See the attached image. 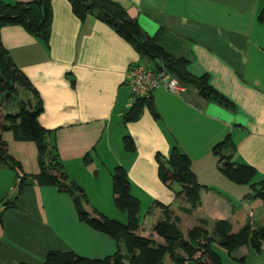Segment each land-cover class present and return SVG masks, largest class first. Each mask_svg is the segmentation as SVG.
<instances>
[{
  "label": "crops",
  "instance_id": "1",
  "mask_svg": "<svg viewBox=\"0 0 264 264\" xmlns=\"http://www.w3.org/2000/svg\"><path fill=\"white\" fill-rule=\"evenodd\" d=\"M110 1L120 5L145 35L156 38L166 54L186 59L189 74L198 79L207 76L208 85L232 109L184 86L181 93L158 89L151 94L158 120L144 109L138 120L127 121L128 70L137 65L153 69L154 64L141 59L107 25L92 17L79 21L67 0H52L48 47L19 26L2 28L3 47L42 101L39 124L53 132L50 138L68 180L81 187L88 199L85 210L101 212V195H108L101 188V175L111 183L113 169L122 165L118 158L122 153L114 147L129 134L135 151L126 152L128 159L121 167L127 171L131 194L140 206L147 200L148 214L154 219L143 218L138 236L147 226L142 237L163 242L152 233V226L164 220L163 209L155 203L168 207L178 226L186 224L184 236L199 220L206 222L208 231L218 220L228 221L233 233L246 222L264 226V213L256 219L250 207L262 205L264 212L263 203L245 199L251 188L225 178L212 155V148L228 135L235 146L234 162L257 171L254 183L264 180V25L257 20L261 0ZM22 143L30 142L16 144ZM26 146L16 148L23 159ZM174 146L190 159L191 171L204 187L200 205L190 215L180 211L188 206L176 200L157 176L155 155L167 157ZM6 149L25 174L38 173L37 164L26 171L22 159ZM28 154L36 158V147ZM15 174L0 168V264H43L49 251L103 259L118 250L113 239L80 222L72 197L54 186L29 182L15 204L8 206L7 201L17 195L11 192ZM232 186H238L237 193ZM231 199L243 201L236 207ZM115 218L127 221L123 213ZM262 254L264 250L256 253L242 246L226 257L232 264H262ZM165 263L171 264L168 259Z\"/></svg>",
  "mask_w": 264,
  "mask_h": 264
},
{
  "label": "trees",
  "instance_id": "2",
  "mask_svg": "<svg viewBox=\"0 0 264 264\" xmlns=\"http://www.w3.org/2000/svg\"><path fill=\"white\" fill-rule=\"evenodd\" d=\"M72 14L84 21L87 17L107 25L115 34L125 41L141 58L154 64L153 69L163 67L172 74L182 86L194 87L200 96L210 100V96L222 100L223 106L232 109L231 104L219 96L207 82V76L195 78L187 71L188 61L175 59L166 54L156 43L141 31L135 21L129 19L125 10L110 0H67ZM257 20L264 25V0ZM53 22L52 0L0 2V33L9 26H19L28 35L49 46ZM208 93V95H206ZM23 98V99H22ZM216 102V101H215ZM4 106L8 113L0 121V168L6 167L16 172L18 181L17 195L8 206L14 205L20 189L35 181L39 186H54L59 192L72 197L77 219L92 230L107 235L115 241L118 250L103 259H89L76 253L49 251L43 264H224L215 248H221L228 256L242 246H249L254 252L264 250V226L254 227L246 222L237 232L231 231V224L226 220H218L211 231L207 230L204 220L188 230L186 236L178 227V218L173 217L168 207L158 203L163 209L164 220L152 226V233L163 242L138 236L140 221V202L130 192L127 171L117 166L111 173V188L115 208L126 215V224L106 217L92 209L85 210L88 199L83 189L69 181L64 171L54 142L48 143L52 131L46 130L38 122L43 111L42 101L30 80L14 63L10 53L3 47L0 37V110ZM147 109L154 120L158 114L149 98H136L127 113L131 121L138 120L143 110ZM10 132L16 142L33 143L37 150L38 173L27 175L21 164L8 154L2 140V133ZM123 149L135 151L133 140L129 134L122 138ZM235 146L226 136L212 148L219 172L232 183L249 186L251 193L245 199L260 200L264 205V180L254 183L257 171L246 164L234 162ZM86 160V159H85ZM157 176L161 183L174 192L175 199H182L188 207H180V211L190 215L200 205V192L204 189L191 171L190 159L176 146L171 147L167 157L157 153ZM7 206V207H8ZM124 245V252L120 250Z\"/></svg>",
  "mask_w": 264,
  "mask_h": 264
},
{
  "label": "rangeland",
  "instance_id": "3",
  "mask_svg": "<svg viewBox=\"0 0 264 264\" xmlns=\"http://www.w3.org/2000/svg\"><path fill=\"white\" fill-rule=\"evenodd\" d=\"M1 2H4V3H13V2H15V1H13V2H8L7 0H2ZM23 99V98H22ZM8 113V110L7 109H5L4 108V106L1 108V110H0V121H2L3 120V118H4V116L6 115ZM123 131V130H122ZM3 134V136H2V140H3V142H4V144L6 145V147H8V149H9V152L11 153V154H13L14 156H17V157H19V156H21V155H18L17 154V149L16 148H20V147H24V145H26L27 144V146L25 147L26 149L24 150V152L26 153V156L24 157L25 159H23V157H19L20 159H22V162H23V164H24V168H25V170L27 171L28 169L30 170V169H35L36 168V161H37V157L35 158V157H32V156H30L28 153H29V150L31 151H33V149L35 150V145L33 144V143H22V144H20V145H18V144H16L17 142H15L14 141V139H12V134L10 133V132H4V133H2ZM116 134H117V132H116ZM125 134V133H124ZM123 134V135H124ZM12 136V137H11ZM47 142L48 143H51L52 141H51V138H47ZM114 149H115V151H119L120 150V152L122 153V155L120 154L119 156H118V158L120 159V161L122 162V165H124V164H126V162H127V159H128V153H126V151L123 149V143L121 144V145H116L115 147H114ZM21 151H22V149H21ZM9 154V153H8ZM116 154H119V153H117L116 152ZM10 155V154H9ZM119 161V162H120ZM122 165H120V166H122ZM22 170H23V168H22ZM103 175H105V174H103ZM90 181V180H89ZM254 182V181H253ZM105 188L108 192H106V193H108V195H107V197L104 195V196H102L101 195V213L102 214H104L106 217H108V218H110V219H115V220H118V219H116L115 217H120V216H122V213L120 212V211H118L116 208H115V206L113 205V203H112V193H111V183H110V178H108L106 175L103 177L102 175H101V188ZM232 187H234V186H232ZM238 187V186H237ZM237 187L235 186L233 189V192H235V193H237ZM248 187V186H247ZM167 189H168V187H166ZM110 191V192H109ZM250 193H251V190H250ZM232 200V203L234 204V206H236V207H239V205H240V201L242 200H238V201H234L233 199H231ZM243 201V200H242ZM146 202H147V200L146 199H143V201H141V206H140V212H139V216H140V218H141V222H142V220H143V218L144 217H146L147 218V222H149L150 220H154L153 218H152V216H150L149 214H148V209H149V205H147L146 204ZM248 203H250V202H248ZM151 204V203H150ZM250 207H252L253 208V212H254V215H255V218L257 219L259 216H261L264 212H263V206L261 205L260 207L259 206H250ZM124 215V217H125V220H127V218H126V215L125 214H123ZM155 215H157V214H155ZM152 218V219H151ZM121 219H119L118 221L119 222H121L120 221ZM146 222V223H147ZM123 224H126V221H125V223H123ZM186 224L185 223H182L180 226H178L179 227V229L184 233L185 232V229H186ZM145 229H146V231H142L143 233V235L142 236H146L147 235V232H148V230H147V226L145 227ZM216 249V251L220 254V256H221V258H222V260H223V262L225 263V264H232L231 262H229L228 260H227V254L223 251V250H221L220 248H215ZM120 250L122 251V252H124V250H125V248H124V245L123 244H120ZM260 259L262 260V261H260L262 264H264V254H262V256H260ZM237 264H239V263H237ZM246 264H252V262L251 261H248Z\"/></svg>",
  "mask_w": 264,
  "mask_h": 264
},
{
  "label": "built area",
  "instance_id": "4",
  "mask_svg": "<svg viewBox=\"0 0 264 264\" xmlns=\"http://www.w3.org/2000/svg\"><path fill=\"white\" fill-rule=\"evenodd\" d=\"M160 68L161 70H154L137 65L128 70L125 84L130 94V106L136 98H149L158 89L171 93L184 91V86L172 74L163 67ZM18 183V181L15 182L11 192L17 190Z\"/></svg>",
  "mask_w": 264,
  "mask_h": 264
},
{
  "label": "water",
  "instance_id": "5",
  "mask_svg": "<svg viewBox=\"0 0 264 264\" xmlns=\"http://www.w3.org/2000/svg\"><path fill=\"white\" fill-rule=\"evenodd\" d=\"M158 70H161V68H159ZM206 95H208V93H206ZM210 99L215 100V101H216L217 103H219V104H222V100H220V99H216L215 96H213V95L210 96ZM131 119H132L131 116H128V117L126 118L127 121H130ZM29 182H30V183H33L32 180H30Z\"/></svg>",
  "mask_w": 264,
  "mask_h": 264
}]
</instances>
